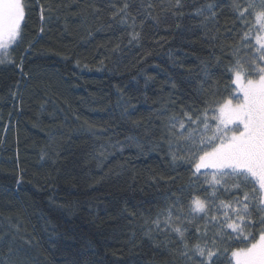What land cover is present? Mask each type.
I'll use <instances>...</instances> for the list:
<instances>
[{
    "label": "trees",
    "instance_id": "trees-1",
    "mask_svg": "<svg viewBox=\"0 0 264 264\" xmlns=\"http://www.w3.org/2000/svg\"><path fill=\"white\" fill-rule=\"evenodd\" d=\"M24 2L14 63L0 64V264H193L162 210L178 201L187 219L175 220L173 208L174 224L203 245L231 211L221 200L237 190L216 185L213 196L188 163L172 161L164 138L173 112L234 88L228 68L250 49L235 38L243 25L231 0H207L217 5L208 21L194 15L206 0L182 8L175 0ZM125 2L139 41L129 43L132 28L113 19ZM193 196L209 201L217 221L189 214ZM157 216L165 231L152 223ZM219 248L218 264H228L226 244Z\"/></svg>",
    "mask_w": 264,
    "mask_h": 264
},
{
    "label": "snow or ice",
    "instance_id": "snow-or-ice-1",
    "mask_svg": "<svg viewBox=\"0 0 264 264\" xmlns=\"http://www.w3.org/2000/svg\"><path fill=\"white\" fill-rule=\"evenodd\" d=\"M183 6L182 0H175L173 5L176 8ZM128 7L125 2L113 13V19L119 16V23L132 28L131 43L139 41L141 34L135 31V16H131V23H128L131 15ZM216 7L215 2L206 0L195 9L194 15L202 17L203 21L215 20ZM231 7L236 14L235 19L243 25L240 30L242 35L235 38L243 40L244 46L250 49L245 53L247 60L236 58L228 68L232 73L229 83L234 88L229 87L227 98L218 100L214 98L219 93H210L200 109L181 107L179 113L173 112L164 138L172 161L188 163L196 180L204 177L202 183L213 187V196L218 191L216 185L226 191L229 185L237 190L229 203L221 200V205L231 211L223 212V220L213 223V227L220 231L203 245L199 242L190 245L186 236L188 229L174 224L173 208L176 211L175 220L183 222L187 219L178 201H173L162 210L165 213L163 223L176 234L177 239L173 242L178 244L179 254L193 264H218L222 255L219 246L222 244H226V251L230 253V257L225 256L228 264H264V0H231ZM27 9L24 0H0V64L14 63L12 54L22 39ZM43 11L42 7L41 20L44 19ZM147 17L152 18L150 13ZM140 25L143 26V21ZM232 55L238 57V50L234 49ZM193 131L199 132L198 137L192 135ZM180 141L186 143L181 145ZM208 203L199 196H193L188 206L189 214L204 213L210 223L217 221V216L206 211ZM152 223L157 229L165 231L160 228L159 216ZM151 232L152 229H149L146 233L150 239ZM200 239L197 236V240ZM203 239L207 240V231Z\"/></svg>",
    "mask_w": 264,
    "mask_h": 264
},
{
    "label": "rangeland",
    "instance_id": "rangeland-1",
    "mask_svg": "<svg viewBox=\"0 0 264 264\" xmlns=\"http://www.w3.org/2000/svg\"><path fill=\"white\" fill-rule=\"evenodd\" d=\"M10 122H8L7 124H5V128L2 130V133H3V135L5 136V134L7 133V130L9 129V126H10V124H9ZM3 136V137H4ZM3 154H1V156H2ZM203 171V170H202Z\"/></svg>",
    "mask_w": 264,
    "mask_h": 264
}]
</instances>
